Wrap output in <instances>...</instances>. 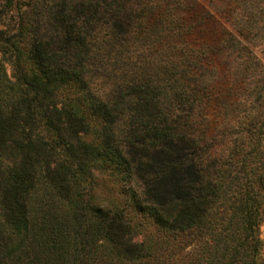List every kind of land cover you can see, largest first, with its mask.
I'll list each match as a JSON object with an SVG mask.
<instances>
[{"label": "trees", "instance_id": "16d2710c", "mask_svg": "<svg viewBox=\"0 0 264 264\" xmlns=\"http://www.w3.org/2000/svg\"><path fill=\"white\" fill-rule=\"evenodd\" d=\"M15 7L0 264H264V0ZM95 171L126 184L122 202L93 200Z\"/></svg>", "mask_w": 264, "mask_h": 264}, {"label": "rangeland", "instance_id": "374dc122", "mask_svg": "<svg viewBox=\"0 0 264 264\" xmlns=\"http://www.w3.org/2000/svg\"><path fill=\"white\" fill-rule=\"evenodd\" d=\"M17 1L23 0H0V10L2 21H9V16L15 14V4ZM12 3L10 6L8 3ZM23 7V6H22ZM3 24L0 21V28ZM7 71L9 74L12 72V67L9 62L6 63ZM109 72V73H108ZM112 70L108 69L107 72H98L95 76H92L91 86L97 92H107L113 86V80H117ZM110 76H109V75ZM126 184L119 181L110 175L108 172L95 171L90 178V183H88V189L93 197V200L101 205H109L111 200L118 199L123 201ZM260 236L264 241V221L260 224ZM143 237L142 233L134 236L135 240H140Z\"/></svg>", "mask_w": 264, "mask_h": 264}]
</instances>
